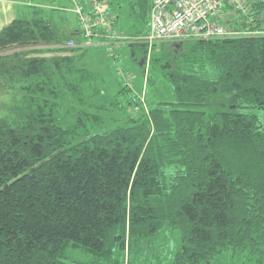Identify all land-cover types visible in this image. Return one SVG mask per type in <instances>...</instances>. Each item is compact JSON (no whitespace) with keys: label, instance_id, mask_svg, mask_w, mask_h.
<instances>
[{"label":"trees","instance_id":"trees-1","mask_svg":"<svg viewBox=\"0 0 264 264\" xmlns=\"http://www.w3.org/2000/svg\"><path fill=\"white\" fill-rule=\"evenodd\" d=\"M248 6L225 26L261 35L164 45L152 71L170 100L156 89L113 129L115 107L145 106L128 83L102 92L83 46L54 48L75 35L42 17L0 33V90L19 93L0 118V264H74L69 247L112 260L164 228L181 233L173 264H264V122L248 112L264 110V0Z\"/></svg>","mask_w":264,"mask_h":264},{"label":"rangeland","instance_id":"rangeland-1","mask_svg":"<svg viewBox=\"0 0 264 264\" xmlns=\"http://www.w3.org/2000/svg\"><path fill=\"white\" fill-rule=\"evenodd\" d=\"M37 1L44 4L43 10L38 11L52 17V19L54 18L55 24L60 26L63 34L65 33L67 36L72 31L78 29L77 16L73 11L75 6L71 0ZM143 1L94 0L96 5L100 6L105 14L107 13L109 16L115 14L118 19L116 22L105 21L104 26L108 29L112 28L113 33L127 38V40H123L125 44L113 48L112 51H110V47L107 45L93 42V46L86 47L76 53L78 57L76 61L77 67L88 69L97 75V86L102 92L107 91L111 96L117 95L128 83L130 85L127 84L128 87L131 88V94L140 95L141 103L145 106L144 110L139 111L136 109L138 105L132 104V108L127 112L128 103L125 101L123 105L124 109L115 107L116 110L109 113L106 119L108 129H113L117 125L122 124L119 121L125 123L127 117L136 115L138 112L144 111L146 114L149 113L148 100L150 102V100L154 99L152 95L156 92V89L159 90L157 96H160V98L166 101L170 100L171 91L168 89L169 85L163 77V74L157 70V72L152 71V61L160 63L161 59L165 57L167 47H163L164 45L168 46L169 44L171 47L175 46L173 42L168 41L154 42L153 44L144 41V38L149 33L150 17L146 16L144 19L143 13L146 10V5L143 4ZM61 17L69 18L73 28L70 26L66 28L67 25H65V22L60 21ZM133 44L143 46L148 51L146 53L138 52V54L135 51L133 55L132 48L130 47ZM54 48L67 50L64 45H55ZM112 52L119 55V59L114 61L111 57ZM150 77L152 78V82L150 81ZM18 96L19 93L0 90V118L10 113L9 108L18 100ZM129 100L133 102L132 99ZM100 101L105 102L101 96ZM248 112L257 115L264 122V110L251 109ZM180 235L181 233L179 231L164 228L155 239L146 240L143 247L131 249L130 254L128 250L124 252L116 248L112 260L100 259L92 253L72 247L67 248L65 256L69 262L74 264H127L129 258L135 264H173L175 252L180 245ZM231 256L229 253H224L220 257V264H245L243 262L245 260H233Z\"/></svg>","mask_w":264,"mask_h":264},{"label":"built area","instance_id":"built-area-1","mask_svg":"<svg viewBox=\"0 0 264 264\" xmlns=\"http://www.w3.org/2000/svg\"><path fill=\"white\" fill-rule=\"evenodd\" d=\"M251 0H152L149 33L144 38L150 44L168 41L184 43L187 41H206L226 37L259 36V31H237L228 29L231 12L248 15ZM75 13L81 23L85 41H94L112 46L124 38L104 26V22H115L114 16L105 14L94 0H74ZM232 10L225 11L226 7ZM112 32V34H111ZM76 41H68L64 47L76 48ZM113 55V54H112Z\"/></svg>","mask_w":264,"mask_h":264},{"label":"crops","instance_id":"crops-1","mask_svg":"<svg viewBox=\"0 0 264 264\" xmlns=\"http://www.w3.org/2000/svg\"><path fill=\"white\" fill-rule=\"evenodd\" d=\"M71 2H73V4H74V0H71ZM43 6H44V4H42V2H39L37 0H0V33L4 29H6L8 26H10L12 23H14L15 21L36 20V19L40 18L39 16H41L44 20H47V21L52 20L55 23L54 18L52 19V17H49L45 13H43V12L41 13L38 11V10H43ZM74 6H75V4H74ZM75 8L76 7H74V9H73L74 13H75ZM76 16H77V14H76ZM113 16L115 17V22H116L118 19L115 16V14H113ZM77 20H78V29L72 31L69 35H75L76 43L79 46H83L84 49L86 47L93 46L94 43L89 44L88 42L85 41V38H84L83 33H82L81 23L79 21L78 16H77ZM60 21L65 22V25H67L66 28L68 26L73 28V25L71 24V20L69 18L61 17ZM57 27L62 32V30L58 24H57ZM94 42L98 43L96 41H94ZM122 44H125V43H122ZM117 46H121V43L118 42L116 44H113L110 47V51ZM118 59H119V55H118Z\"/></svg>","mask_w":264,"mask_h":264},{"label":"water","instance_id":"water-1","mask_svg":"<svg viewBox=\"0 0 264 264\" xmlns=\"http://www.w3.org/2000/svg\"><path fill=\"white\" fill-rule=\"evenodd\" d=\"M182 45V43H174V46L179 48Z\"/></svg>","mask_w":264,"mask_h":264},{"label":"bare ground","instance_id":"bare-ground-1","mask_svg":"<svg viewBox=\"0 0 264 264\" xmlns=\"http://www.w3.org/2000/svg\"><path fill=\"white\" fill-rule=\"evenodd\" d=\"M150 12H151V10H150ZM111 16H113V14H111ZM150 17V16H149Z\"/></svg>","mask_w":264,"mask_h":264}]
</instances>
